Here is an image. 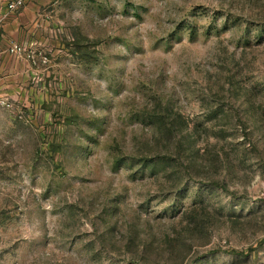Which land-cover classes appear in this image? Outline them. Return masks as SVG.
I'll return each instance as SVG.
<instances>
[{
    "label": "rangeland",
    "instance_id": "1",
    "mask_svg": "<svg viewBox=\"0 0 264 264\" xmlns=\"http://www.w3.org/2000/svg\"><path fill=\"white\" fill-rule=\"evenodd\" d=\"M27 5L0 264H264V0Z\"/></svg>",
    "mask_w": 264,
    "mask_h": 264
},
{
    "label": "crops",
    "instance_id": "2",
    "mask_svg": "<svg viewBox=\"0 0 264 264\" xmlns=\"http://www.w3.org/2000/svg\"><path fill=\"white\" fill-rule=\"evenodd\" d=\"M37 8L34 5H27L24 6L23 8L19 9L15 13H11V19L10 21L6 22L5 25L3 26V29L5 31V37L6 41L8 42L9 45L13 44H23L25 45V30L28 29L29 25L32 24L34 21H36L37 17ZM28 17H33L32 21L27 23ZM4 37L3 34L0 35V91H4L7 88L11 90H16L20 92L25 93V53L22 56L14 55L8 52H2V44L1 42L3 41L2 38ZM22 57V58H21ZM5 61H13V62H20L21 64L18 65V67L12 65V72L16 76V70L18 68L21 69V77L22 80L20 83H13V84H5V75L3 74V67H4V62ZM7 74V73H6ZM13 76V78H15ZM11 78L10 74L6 75V78ZM3 78V79H2ZM5 78V79H6Z\"/></svg>",
    "mask_w": 264,
    "mask_h": 264
},
{
    "label": "built area",
    "instance_id": "3",
    "mask_svg": "<svg viewBox=\"0 0 264 264\" xmlns=\"http://www.w3.org/2000/svg\"><path fill=\"white\" fill-rule=\"evenodd\" d=\"M31 0H11L7 5H6V10L8 13H15L19 9L23 8L24 6L27 5ZM20 48L16 45L13 44L10 46V52L11 54L22 56L23 54L19 53ZM0 105H4V103H1Z\"/></svg>",
    "mask_w": 264,
    "mask_h": 264
}]
</instances>
